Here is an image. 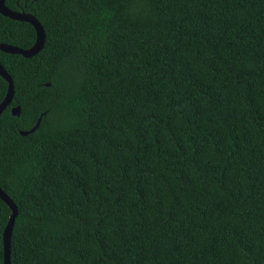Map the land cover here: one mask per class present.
<instances>
[{"label":"trees","instance_id":"obj_1","mask_svg":"<svg viewBox=\"0 0 264 264\" xmlns=\"http://www.w3.org/2000/svg\"><path fill=\"white\" fill-rule=\"evenodd\" d=\"M5 3L11 264H264V0Z\"/></svg>","mask_w":264,"mask_h":264},{"label":"water","instance_id":"obj_2","mask_svg":"<svg viewBox=\"0 0 264 264\" xmlns=\"http://www.w3.org/2000/svg\"><path fill=\"white\" fill-rule=\"evenodd\" d=\"M0 12L12 19L26 21L31 23L36 30V40L35 43L27 49L21 48L19 46H14L11 44L0 43V50L9 53L22 54L25 57H30L37 54L44 46L45 43V30L40 21L30 12L27 11H17L9 8L5 0H0ZM0 75L9 82V88L6 97L0 104V115L2 112L12 103L14 98V82L12 76L0 63ZM12 113L14 115H20V106L12 108ZM41 117L37 120L36 124L29 130H22L21 134L26 135L28 133L34 132L40 125ZM0 198L3 199L8 206L11 208L12 213L10 215L9 221L5 226L3 232V244H4V264H11V236L13 227L15 224L16 217L18 215V207L14 200L0 187Z\"/></svg>","mask_w":264,"mask_h":264}]
</instances>
